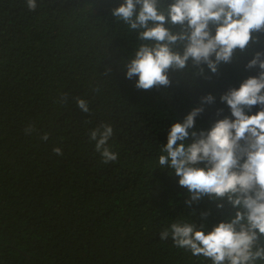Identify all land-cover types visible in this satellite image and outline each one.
<instances>
[{"label": "trees", "instance_id": "16d2710c", "mask_svg": "<svg viewBox=\"0 0 264 264\" xmlns=\"http://www.w3.org/2000/svg\"><path fill=\"white\" fill-rule=\"evenodd\" d=\"M120 2L37 0L30 11L26 0H0V264H212L159 234L177 221L211 230L230 207L207 198L188 207L187 190L158 158L171 125L200 97H216L196 119L208 129L231 115L220 96L259 70H246L252 56L240 55L210 80L170 74V87L138 90L124 64L141 41L111 15ZM103 123L119 154L108 164L89 139Z\"/></svg>", "mask_w": 264, "mask_h": 264}, {"label": "clouds", "instance_id": "9594fccd", "mask_svg": "<svg viewBox=\"0 0 264 264\" xmlns=\"http://www.w3.org/2000/svg\"><path fill=\"white\" fill-rule=\"evenodd\" d=\"M26 5L30 11L38 7L37 0H26ZM111 15L141 41L124 64L125 78H135L138 90L168 88L173 83L170 74L191 72L195 79L210 80L219 75L221 65L240 55L252 56L245 69H258V74L220 96L231 115L197 129L196 119L216 100L211 93L200 97L199 106L171 125L158 158L187 190L188 207L207 198L217 209L227 204L229 218L207 231L204 223L173 222L159 236L212 264L264 261V50L253 48L264 49V0H121ZM110 71L106 68L105 75ZM68 98L65 93L63 102ZM76 105L90 113L89 101L76 97ZM257 105L260 110L249 114ZM222 113L217 109L216 116ZM33 131L32 125L25 128L26 135ZM113 134L112 125L103 123L89 135L105 164L119 157L108 143ZM40 138L47 141L49 134ZM53 152L63 155L60 147ZM209 214L202 212V220Z\"/></svg>", "mask_w": 264, "mask_h": 264}]
</instances>
